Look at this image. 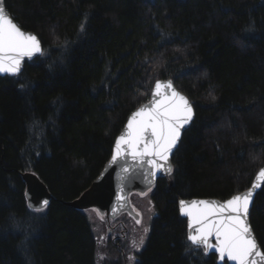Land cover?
Wrapping results in <instances>:
<instances>
[{
	"label": "trees",
	"instance_id": "obj_1",
	"mask_svg": "<svg viewBox=\"0 0 264 264\" xmlns=\"http://www.w3.org/2000/svg\"><path fill=\"white\" fill-rule=\"evenodd\" d=\"M5 6L38 34L43 55L19 75L0 77V264H101L86 212L66 203L100 175L129 115L149 100L157 79L168 78L196 116L172 157V174L150 192L155 215L132 264H218L214 254L191 250L177 203L227 200L264 166V0ZM28 171L52 194L45 210L29 209ZM146 199L140 194L135 203ZM255 200L250 223L264 249V186ZM108 247L113 256L103 264H123Z\"/></svg>",
	"mask_w": 264,
	"mask_h": 264
},
{
	"label": "snow or ice",
	"instance_id": "obj_2",
	"mask_svg": "<svg viewBox=\"0 0 264 264\" xmlns=\"http://www.w3.org/2000/svg\"><path fill=\"white\" fill-rule=\"evenodd\" d=\"M37 53H42L39 39L33 34H26L6 14L0 0V74L18 75L23 58H31ZM162 88L170 92H162ZM155 95L161 98L152 107L139 109L129 120L127 131L117 139L116 155L113 156V161H116L117 156L127 151L133 161L149 165L153 176L159 170L171 173L169 157L180 138L181 129L193 117L187 98L176 91L171 82L163 85L157 82ZM146 157L149 159L146 160ZM124 171L128 172L129 169L125 168ZM259 175L264 176V170ZM251 197L252 190H249L245 194L233 196L221 205L206 200L194 201L191 205L180 201L181 212L191 218L189 228L198 225L194 233L187 235L191 250L202 249L203 255L207 256L215 248L220 261L227 258L236 264H264V249L259 247L247 223ZM42 203L46 208L48 201ZM198 204L202 207H198ZM143 231L147 233L148 228ZM213 236L215 244L210 242ZM143 243L141 236L139 242L132 241V247L138 251ZM127 259L135 261L136 258L129 256Z\"/></svg>",
	"mask_w": 264,
	"mask_h": 264
},
{
	"label": "water",
	"instance_id": "obj_3",
	"mask_svg": "<svg viewBox=\"0 0 264 264\" xmlns=\"http://www.w3.org/2000/svg\"><path fill=\"white\" fill-rule=\"evenodd\" d=\"M2 6L5 8L6 14L20 27V25L14 20V18L9 14V12L6 10L5 6V0H2ZM21 28V27H20ZM26 34H33L35 35L41 44L42 53H43V43L41 42L40 37L35 32L27 31L23 28H21ZM37 53L34 54L31 58L24 57L21 64V70L19 72L22 73L24 70V65L26 62L34 61V59L41 57L43 54ZM18 74V75H19ZM2 76H17V75H10V74H0V77ZM157 82H160L162 85L166 84L168 82H171L173 87L176 91H178L181 95L187 98L188 102L190 103L192 110H193V117L192 120L184 126V128L181 129L180 138L177 141V144L175 148H173L172 153L169 157V164L171 165V168L173 170V160L172 157L174 153L177 151L178 146L180 142L182 141V136L184 132L189 129L195 119V108L193 103L190 101L188 96L181 91H179L175 85V82L171 78L168 79H157L155 82V85ZM155 85L153 86L151 90V96L147 102L141 104L136 110L129 115L128 120L126 121L124 129L117 135L115 138V143L113 146V153L111 158L107 161L105 164V167L100 172V175L95 179V181L91 184V186L84 191L83 194L79 196V198L75 199L74 201L67 202L66 204L72 208H77L81 211H86L89 209L97 211L101 217H105L109 224L111 221H115L119 219V216L122 214H128L129 216H132L136 222L139 220L141 223L142 216L136 211L135 206L132 204V195L133 194H146L150 192L157 184V181L161 179L162 177H168L172 174L168 173L164 170L156 171V174L153 176L151 175V167L147 164L140 165L138 162L133 161L130 155L127 154V151H125L122 155L117 156L116 161H113V156L116 155V149L115 145L117 142V139L124 134L127 131V124L130 119H132L133 115L141 108L146 107H152L154 105V102L161 97L155 95ZM162 92L169 91V89L162 88ZM126 148V146H125ZM146 160L149 159L148 157L145 158ZM128 168L129 171L125 172L124 169ZM261 170H264V166L261 167V169L257 172V174L254 176V180L252 181L249 188L245 189L244 191L235 194V195H242L245 194L247 191L252 190V197H251V203L249 205L248 215H247V223L250 225L252 233L259 245V247L262 249L261 245L259 244V241L257 239L256 234L254 233V229L252 224L250 223L251 215H252V208L255 204V199L257 194L262 190V187L264 186V176H260L259 173ZM22 177L24 179V182L26 184V199L28 201L29 209L35 210V211H41V209L45 210L49 204L52 201V194L50 193L48 187L46 184L42 181L40 176H37L36 173L33 171H28L22 174ZM256 185L255 188H253V185ZM233 195V196H235ZM233 196L229 197L231 199ZM122 197V199L120 198ZM229 199L227 200H221L213 197H207V198H180L178 200L179 205V212L180 215L185 219H187V226H188V233H194L195 228L198 227V225H194L192 228H189V223L191 218L184 215L181 212V205L180 201H185L187 204L191 205L192 202H199V201H209L210 203H213L214 205H221L225 204ZM47 200L48 204L47 207L43 205V201ZM198 207H202V205H197ZM138 223V224H140ZM108 233H111V229L108 230ZM211 243L215 244V237L213 236L211 238ZM209 254H214L216 257H218V253L216 252L215 248H213ZM218 264H236L234 261H228L227 258H225V261H220L219 258L217 260Z\"/></svg>",
	"mask_w": 264,
	"mask_h": 264
},
{
	"label": "rangeland",
	"instance_id": "obj_4",
	"mask_svg": "<svg viewBox=\"0 0 264 264\" xmlns=\"http://www.w3.org/2000/svg\"><path fill=\"white\" fill-rule=\"evenodd\" d=\"M141 195L147 196V199L143 203V206L139 207L135 203L136 200L138 199V195L133 196V203L132 204H133V206H135L136 211L139 214L143 215V218L141 221V223L144 224V225H142L143 227L138 228L137 224L134 222L131 223L128 220V218L123 217L122 220H124L127 223L130 222V226H131L132 231H133V233H131V237H129L130 239L132 238L131 242L133 240L139 242L140 237L143 236V239H144L143 246H144L146 241H147V235L151 230L150 222L155 215V209H154L152 198L150 197V193L141 194ZM85 212L87 214L88 219L90 220L91 227H92V230L94 231L95 238H96V241L98 244V251L97 252H98V256H99V262L101 264H103L102 261L107 260L113 256V254L110 251V247H108L109 245L107 246V244H108V240H107L108 227L105 228L103 226L104 223H106V219L101 217V215L98 212H95L92 209L86 210ZM144 219H145V223H144ZM144 228H148L147 233H145L143 231ZM113 233H114V230L112 231L111 234H113ZM142 247L137 252H140ZM132 256H135V258H136V254H134ZM134 262L135 261H132V263H134Z\"/></svg>",
	"mask_w": 264,
	"mask_h": 264
},
{
	"label": "flooded vegetation",
	"instance_id": "obj_5",
	"mask_svg": "<svg viewBox=\"0 0 264 264\" xmlns=\"http://www.w3.org/2000/svg\"><path fill=\"white\" fill-rule=\"evenodd\" d=\"M123 216L128 218L125 215ZM124 222V220L119 219V221L115 222L113 225L111 224V229L114 230V233L110 234L107 240L108 245L113 246V248L117 249L119 253L121 252V255L123 256L121 262L123 264H132V261H129L127 257L136 254L137 250L132 247V239L129 238L131 235L127 234L128 228H126Z\"/></svg>",
	"mask_w": 264,
	"mask_h": 264
},
{
	"label": "bare ground",
	"instance_id": "obj_6",
	"mask_svg": "<svg viewBox=\"0 0 264 264\" xmlns=\"http://www.w3.org/2000/svg\"><path fill=\"white\" fill-rule=\"evenodd\" d=\"M132 239V238H131Z\"/></svg>",
	"mask_w": 264,
	"mask_h": 264
}]
</instances>
